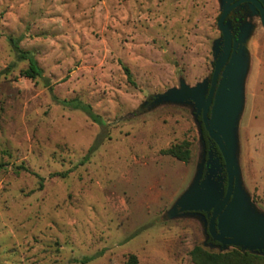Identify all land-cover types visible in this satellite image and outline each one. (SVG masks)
Returning <instances> with one entry per match:
<instances>
[{"label":"rangeland","instance_id":"rangeland-1","mask_svg":"<svg viewBox=\"0 0 264 264\" xmlns=\"http://www.w3.org/2000/svg\"><path fill=\"white\" fill-rule=\"evenodd\" d=\"M223 3L0 0V264H195V245L232 247L212 244L206 212L176 207L205 175L219 189L225 171L211 146L200 178L195 106L162 98L208 86ZM247 10L232 133L239 188L264 216V28ZM10 38L41 77L21 75L29 60ZM182 143L187 162L166 153Z\"/></svg>","mask_w":264,"mask_h":264},{"label":"water","instance_id":"water-1","mask_svg":"<svg viewBox=\"0 0 264 264\" xmlns=\"http://www.w3.org/2000/svg\"><path fill=\"white\" fill-rule=\"evenodd\" d=\"M217 19V27L222 37V50L214 64L209 84L189 87L181 83L179 89H172L162 98L190 101L194 104L196 116L209 138L220 152L217 160L225 171L226 187L219 189L209 181L207 175L201 178L204 159L200 168V178L192 189L177 203L178 211H204L207 213V233L222 247H240L243 250L264 254V216L252 212L244 199L238 184L235 165L233 122L240 107L239 78L242 72L240 45L244 32L232 35L226 18L236 7L247 3L259 15L264 28V0H223ZM205 154V150H204ZM209 151L207 153V158ZM176 210V208H175Z\"/></svg>","mask_w":264,"mask_h":264},{"label":"trees","instance_id":"trees-1","mask_svg":"<svg viewBox=\"0 0 264 264\" xmlns=\"http://www.w3.org/2000/svg\"><path fill=\"white\" fill-rule=\"evenodd\" d=\"M10 41L16 55L19 58H27L29 60L28 67L22 70L21 75L31 79L35 77H41L42 70L29 58L27 52L21 50L13 38H10ZM124 70L126 72L128 81L134 84L129 69L127 67H124ZM69 103L74 105V107L83 110L92 120L102 124L100 116H98L92 111L91 106L89 104H85L77 100L69 101ZM197 118L200 122L201 136L204 142V159H207V153L211 146L215 148L217 155L220 156L219 150L217 149L214 142L209 138L207 131L205 130L201 122V116L198 115ZM166 153L185 162H187L190 157V149L185 143L168 148L166 150ZM220 161L223 162L222 158H220ZM19 168H24V166H19ZM203 171H205V164L203 165ZM223 187L225 189L226 180L224 182ZM208 237L211 240L212 244L221 245L220 243L213 241L209 235ZM189 254L195 264H264V254L259 253L258 251L243 250L240 247H231L227 251H210L204 248L202 245H195L190 250ZM87 260L88 258H85V260H83L82 262H86ZM121 264H138L137 256L135 254H129Z\"/></svg>","mask_w":264,"mask_h":264},{"label":"flooded vegetation","instance_id":"flooded-vegetation-1","mask_svg":"<svg viewBox=\"0 0 264 264\" xmlns=\"http://www.w3.org/2000/svg\"><path fill=\"white\" fill-rule=\"evenodd\" d=\"M247 9H249V5L247 3H243L240 6L234 8L226 18L230 32L234 37H236L240 32L241 22L244 20L243 15L248 11Z\"/></svg>","mask_w":264,"mask_h":264}]
</instances>
